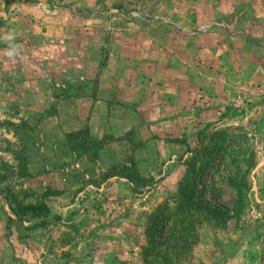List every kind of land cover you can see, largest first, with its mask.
<instances>
[{
    "label": "rangeland",
    "instance_id": "1",
    "mask_svg": "<svg viewBox=\"0 0 264 264\" xmlns=\"http://www.w3.org/2000/svg\"><path fill=\"white\" fill-rule=\"evenodd\" d=\"M0 2L9 22L12 19L15 24L23 22L20 28L28 29L30 21L39 19L47 27L63 25L68 31H79L77 35H58L53 43L46 42L45 49L43 43L40 50L41 37L36 34L37 38L32 39L38 52L33 59L47 65L50 73L47 79L54 95L44 112L24 114L27 108L23 106L31 105L26 103L31 92L28 87L9 88L7 84H19L22 78L30 81L36 75L34 72H13L6 66L0 70V238L11 233L9 224L16 227L17 220H9L10 215L18 218L12 212L13 204L46 201L52 209L45 223L43 218L24 220L38 231L34 236L40 237L45 246L38 248L32 242L34 247L29 252L21 248L13 252L6 242H0V259L16 253L19 259L26 260L25 264H40L27 261L32 255H42L41 264H145L143 248L148 245V229L160 209L168 214L175 208V194L187 173L185 160L192 156L190 149L199 146V133L207 132L210 138L214 132L228 131L234 138L230 136L223 147L231 144L234 151L230 155L240 156L237 159L244 170L250 157L253 158L246 209L240 216L232 217L237 193L227 180L235 172V164L231 157L223 162L218 158L207 169L198 195L209 207L228 211L231 218L225 227L203 222L192 256L171 264H264V63L257 62L252 72L236 82L233 109L224 114H190V130L182 137L175 134L172 137L175 139L170 140L174 141L173 146L166 147L161 133L155 136L152 131L142 132L137 127L118 136L93 137L107 142L104 149L114 143L105 152L103 160L108 163L105 164L100 161L102 150L96 161L83 152H74L66 137L68 133L62 134L58 129L56 134L48 135L36 131L44 117L67 106L63 103L66 98L82 99L92 91L87 80L80 79L83 70L75 72L67 68V64L74 62L84 68L90 58L89 43L95 44L93 62L104 63L110 51L116 52L146 31L164 38L169 36L172 26L180 34L181 27L194 31L201 24L205 25L203 30L210 31L219 27L217 22L233 21L236 30L254 37V45L260 49L256 50V61L257 57L263 59L264 43L260 42H264V0ZM225 9H229V15L222 13ZM89 21L94 22L89 25L94 29L86 28ZM32 64L33 60L29 66ZM50 68L53 69L49 71ZM59 155L64 162L56 165L55 157ZM240 158L245 161L241 163ZM111 160L118 162L109 165ZM88 163L96 165L94 172L101 170L98 177H90L93 173ZM123 163L135 170L132 179L112 175L111 168ZM115 177L119 179L111 183L110 179ZM28 236L22 234L20 239Z\"/></svg>",
    "mask_w": 264,
    "mask_h": 264
},
{
    "label": "crops",
    "instance_id": "2",
    "mask_svg": "<svg viewBox=\"0 0 264 264\" xmlns=\"http://www.w3.org/2000/svg\"><path fill=\"white\" fill-rule=\"evenodd\" d=\"M3 9L4 5L1 6L0 2V70L6 66V69L13 72H34L36 75L30 81L22 78L18 80L19 84H7L9 88L28 87L31 92L30 100L26 103L32 106H23L27 108L24 114L44 112L48 108L46 103L54 95L50 91L52 84L47 79L50 74L47 65L33 59L38 53L33 41L37 38L35 35L41 37L42 43L38 47L40 50L43 43L45 45L42 48L45 49L46 42L53 43L54 37L58 35H77L79 31H68L63 25L47 27L39 19L30 21V25L27 23L28 29L20 28L23 22L15 24L14 19L9 22ZM222 13L229 15V9L222 10ZM232 13L231 11L230 16ZM90 21L86 28L94 29L89 26L94 24ZM233 23L217 22L219 27L210 31L203 30L205 25L201 24L194 31L181 27L180 34L172 26L169 36L164 38L153 31H146L137 36V40L124 43V47L116 52L110 51L109 58L104 63H101L102 60L93 62L95 59L92 60L91 56L95 44L89 43L90 58L86 59L84 68L80 69L75 62L67 64V68L75 72L83 70L80 79H86L92 91L82 99L75 96L66 98L63 103L67 106L44 117L36 131L48 135L56 134L55 130L58 129L63 134L88 127L92 137L102 138L108 134L122 135L137 127L142 132L144 129L150 130L155 136L161 133L163 142H167L166 147L173 146L174 141L171 142V139H175L172 138L175 134L182 137L190 130V114H224L233 109L236 82L246 77L249 71L252 72L257 62L264 63V57H257L258 61L255 59L260 49L254 45V37L249 38L247 33H240ZM260 43L263 45L264 42ZM31 60L33 64L29 66ZM55 67L58 68L57 64ZM83 102L85 105L78 106ZM118 104L121 106L118 107ZM113 144L102 150L100 161L104 162L105 152L111 150ZM63 162L61 155L55 157L56 165ZM116 162L118 160H111L109 165ZM104 163L108 164L106 161ZM88 164L93 173L89 171L90 177H98L97 173L101 170L94 172L96 165ZM45 179L48 180V177ZM116 179L119 178L110 179L111 183ZM9 217L17 220L16 227L9 224L10 236L0 238V242L7 243L9 250L14 252L21 248L22 251L26 249L29 252L28 249L34 247L32 242L37 243L38 248L45 246L40 237L34 236L38 234L34 227L26 221L20 222L13 215ZM19 232L20 235L29 236L20 239ZM2 255L4 258L5 254ZM41 259L42 255H32L27 261H40L41 264ZM0 263L25 264L26 260L19 259L14 253L12 256L9 254L7 259H0Z\"/></svg>",
    "mask_w": 264,
    "mask_h": 264
},
{
    "label": "trees",
    "instance_id": "3",
    "mask_svg": "<svg viewBox=\"0 0 264 264\" xmlns=\"http://www.w3.org/2000/svg\"><path fill=\"white\" fill-rule=\"evenodd\" d=\"M70 7L72 6H65V8ZM230 136L228 131L214 132L210 138L207 132L199 133V146L190 149L189 153L192 156L185 160L187 173L179 183L175 194V208L168 214H165L164 209H160L159 213L153 217L154 223L148 229V245L143 248L145 264H171L179 259L187 260L192 256L194 246L199 241V228L203 222H209L217 227H225L229 222L231 216L228 211L209 207L198 194L199 185L211 164L218 158H221L222 162L227 157L233 158L230 155L231 144L227 142L228 145L223 147V143L228 141ZM66 137L74 152H83L92 161L99 159L100 151L107 144L105 140L93 138L88 127L77 132H70ZM232 137L234 138V136L230 138ZM237 157L233 158L235 172H232L227 180L228 186L237 193L232 217L240 216L246 209L248 193L251 190L248 174L254 165L253 158L250 157V162H247L246 170H244ZM244 161L240 158L241 163ZM111 171H113L112 175H122L128 179H132V173H135V170L129 169L126 163L112 167ZM51 195L45 194L47 197ZM11 209L22 223L26 217L43 218L42 223H45V220L52 214V209L46 201L32 204L17 203L13 204ZM12 220L10 217V221Z\"/></svg>",
    "mask_w": 264,
    "mask_h": 264
}]
</instances>
